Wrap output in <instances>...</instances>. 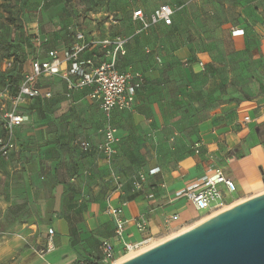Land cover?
<instances>
[{"label": "crops", "instance_id": "0c3cea01", "mask_svg": "<svg viewBox=\"0 0 264 264\" xmlns=\"http://www.w3.org/2000/svg\"><path fill=\"white\" fill-rule=\"evenodd\" d=\"M258 1L264 5V0ZM43 4L18 0L8 8L18 31L9 40L11 57L0 59L5 80L0 86L12 74L22 80L33 58L45 59L54 49L65 51L77 31L88 38L117 35L107 24L92 33L76 29L63 46L44 50L51 40L39 28L51 27L45 16L41 19L38 12L25 11ZM243 17L238 25L226 28L233 47L224 58L238 57L239 64L231 67L212 58L210 51H194L189 43H180L167 56H158V63L146 72L135 67L146 78L136 104L131 110H114L110 117L90 97V88L68 96L62 75L40 78L39 87L53 96L36 98L22 108L28 121L17 131V147L9 157L0 156V264L101 263V243L115 240L117 216L111 209L120 206L121 217L128 220L125 241L161 240L209 214H201L191 201L175 195L198 182L212 165L222 168L237 186L234 192L222 186V210L214 208L215 214L264 193V7ZM235 29L245 33L233 35ZM133 46L129 43L127 55L119 59L121 71L134 68L122 64ZM94 51L85 57H92ZM9 60L14 61L11 67ZM177 75L180 100L190 112L177 108L172 91V85H178ZM56 79L60 83H41ZM108 123L119 137L112 163L97 149ZM76 139L89 141L91 150L82 151ZM156 167L158 174L147 175ZM141 172L147 175L145 188L136 190L135 179ZM174 215L178 219H171ZM142 217L147 225L139 229ZM50 229H54L53 249L47 250ZM124 251L117 242L119 259Z\"/></svg>", "mask_w": 264, "mask_h": 264}, {"label": "built area", "instance_id": "2783aa9c", "mask_svg": "<svg viewBox=\"0 0 264 264\" xmlns=\"http://www.w3.org/2000/svg\"><path fill=\"white\" fill-rule=\"evenodd\" d=\"M176 10L170 4H161L149 14L142 8L134 10L133 19L138 22V33L145 32L159 24L172 25ZM244 29L233 30V35H243ZM41 46V39L36 38V43ZM130 38L122 35H108L105 37L88 38L83 31H77L72 45L65 51L52 50L47 58L35 57L31 61V69L25 72L19 83L7 81L0 86V121L4 128V135L0 137V156L9 157L17 147V131L24 126L28 117L22 113V108L32 100L45 97L51 98L52 92H43L39 87V80L43 77L62 75L66 82L68 96L75 90L90 88V97L98 102L101 110L110 117L114 110H131L137 101L138 91L144 86L146 78L141 70L133 67L121 71L118 67L119 59L128 53ZM95 49L92 57L86 58L85 53ZM14 61H7L8 67ZM204 67V63L200 62ZM249 121V117H246ZM104 139L98 145V151L103 153L109 163L116 156L119 137L116 128L108 123L103 129ZM75 144L84 152L91 150V144L84 139H76ZM160 168L149 170L147 175H156ZM146 173L141 172L135 179V189L145 188ZM225 186L230 192H234L237 186L228 178L222 168L210 166L206 173L194 184L187 185L178 191L176 199L186 198L191 201L197 211L221 208L223 189ZM216 203L215 206H211ZM117 216L115 240H104L101 243L103 258L100 264H115L119 257L116 252V243L124 246V255L139 254L142 248L150 243L151 238H145L139 242L125 241V220L121 217L122 207L111 209ZM178 219L177 215L172 216ZM147 221L142 217L138 223L139 229L146 228ZM54 229L49 230L48 249H53L52 236ZM86 264V263H82Z\"/></svg>", "mask_w": 264, "mask_h": 264}, {"label": "rangeland", "instance_id": "374dc122", "mask_svg": "<svg viewBox=\"0 0 264 264\" xmlns=\"http://www.w3.org/2000/svg\"><path fill=\"white\" fill-rule=\"evenodd\" d=\"M0 0V33L2 34V43H0V59L10 57L9 40L12 33L18 31L15 24V17L10 8L13 2L18 0ZM44 2L41 8H27L28 13L38 12L47 25L49 30H42L40 33H46L50 38V43L44 47L46 50L52 46H63L65 39L71 38L74 30L82 29L87 33H92L107 24L109 30L117 35L130 38V43H134L131 48L129 57L122 61L125 66L130 65L141 68L144 72L147 68L153 67L158 62V56H167L171 48L178 46L180 43H189L194 51H210L212 58L216 61H226L231 67L239 64L238 57L224 58L226 51L232 48L231 40L228 36L227 26H236L240 23V18L252 15L253 11L263 8L264 5L258 0H37ZM168 3L175 10L173 25H157L151 27L145 32L137 35L138 23L133 20L134 10L143 8L148 14L157 6ZM37 16V15H35ZM244 18V17H243ZM42 22V21H41ZM41 24V23H40ZM26 41V40H25ZM148 49L150 50L148 52ZM157 57V58H156ZM149 67V68H150ZM7 71V70H6ZM4 72L0 73V83H4ZM41 80V79H40ZM39 80V82H40ZM164 77L162 81H166ZM59 80L41 81L42 84L52 85L60 83ZM178 83L172 85L175 100L178 101L177 108L184 112H190L184 103L180 100L182 94L180 90V79H175ZM170 86V87H172ZM194 99L196 95L192 96ZM203 107L207 101L202 102ZM179 129V128H178ZM142 169V168H141ZM213 203L211 206H215ZM220 209V208H219ZM227 208H223L226 210ZM222 210V209H220ZM210 210H204L201 214H206ZM217 211H213L196 220V222L183 225L174 230L170 235L163 237L161 240H152L142 248V252L152 247L156 242L188 228L203 218L215 216ZM220 213V212H219ZM218 214V213H217ZM121 259L118 261L117 264Z\"/></svg>", "mask_w": 264, "mask_h": 264}, {"label": "water", "instance_id": "95a60500", "mask_svg": "<svg viewBox=\"0 0 264 264\" xmlns=\"http://www.w3.org/2000/svg\"><path fill=\"white\" fill-rule=\"evenodd\" d=\"M119 264H264V193Z\"/></svg>", "mask_w": 264, "mask_h": 264}, {"label": "trees", "instance_id": "16d2710c", "mask_svg": "<svg viewBox=\"0 0 264 264\" xmlns=\"http://www.w3.org/2000/svg\"><path fill=\"white\" fill-rule=\"evenodd\" d=\"M68 2H71V1H73V0H67ZM143 9V8H142ZM144 10V9H143ZM145 11V10H144ZM146 12V11H145ZM147 13V12H146ZM10 45H12V44H10ZM13 47V46H12ZM13 56V55H12ZM11 57V56H10ZM10 78L11 79H9V81L10 82H12V83H14V84H16V83H19L20 81H21V78H20V75H16L15 76V74H12L11 76H10ZM92 264H100L99 262H97V263H92Z\"/></svg>", "mask_w": 264, "mask_h": 264}, {"label": "bare ground", "instance_id": "6f19581e", "mask_svg": "<svg viewBox=\"0 0 264 264\" xmlns=\"http://www.w3.org/2000/svg\"><path fill=\"white\" fill-rule=\"evenodd\" d=\"M205 220H207V219H205ZM205 220H203V221H205ZM203 221H201V222H203ZM200 222V223H201ZM199 224V223H198ZM197 225V224H196ZM156 245V244H155ZM150 248V247H149ZM135 256V254L133 253V254H130V255H128V256H125V257H123V258H121V261L119 262V263H122V262H124L125 260H127V259H130V258H132V257H134ZM120 260V259H119ZM118 260V261H119ZM118 261L115 263V264H117L118 263Z\"/></svg>", "mask_w": 264, "mask_h": 264}]
</instances>
